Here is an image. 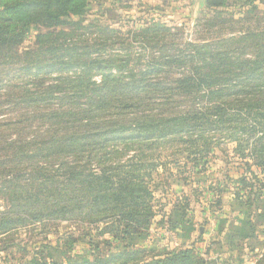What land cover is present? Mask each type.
Wrapping results in <instances>:
<instances>
[{
  "label": "trees",
  "instance_id": "1",
  "mask_svg": "<svg viewBox=\"0 0 264 264\" xmlns=\"http://www.w3.org/2000/svg\"><path fill=\"white\" fill-rule=\"evenodd\" d=\"M90 4L0 0V237L51 221L90 229L13 264H206L194 249L150 256L127 239L157 217L154 153L165 147L207 163L217 141L235 143V201L264 197V16L256 0L239 18L226 15L230 0H204L195 41L157 23L129 31L147 53L131 64L78 33L95 25L83 26ZM31 25L45 31L20 53ZM94 230L108 247L113 233L117 251L91 241L75 256Z\"/></svg>",
  "mask_w": 264,
  "mask_h": 264
},
{
  "label": "rangeland",
  "instance_id": "2",
  "mask_svg": "<svg viewBox=\"0 0 264 264\" xmlns=\"http://www.w3.org/2000/svg\"><path fill=\"white\" fill-rule=\"evenodd\" d=\"M230 1L231 6L225 10L227 16L231 13L239 18L251 9L245 6L246 0ZM255 5V14L264 16V0H256ZM205 14L204 0H91L83 17V26L95 25L78 33H84L89 43L99 39L110 45L107 53L126 52L130 63L137 64L147 53L138 42L142 39H135L129 31L157 23L181 27L183 38L195 41L199 37L196 23ZM72 19L79 20L77 17ZM100 29L107 32L101 35ZM41 31L45 30L39 26L28 27L19 52L33 46ZM217 143L213 145L207 163L188 159V154L179 156L176 146L154 153L158 168L152 174L151 185L157 217L140 237L128 238V243L147 251L150 256L194 249L206 264H264V197L254 207L235 201V187L243 173L241 159L234 153L235 143ZM6 207L7 203L0 197V210ZM80 230L90 229L51 221L1 236L0 264L28 261L45 239L53 245H61L70 233L77 236ZM98 234L94 230L93 235L80 236L74 255L82 257L87 251L90 253L91 241L99 243L102 255L117 251L120 244L113 238V233L104 237L112 242L110 247L102 243ZM54 258L62 261L56 255Z\"/></svg>",
  "mask_w": 264,
  "mask_h": 264
}]
</instances>
